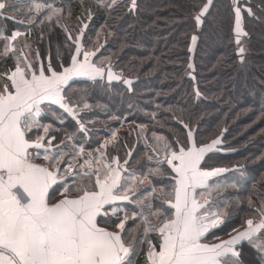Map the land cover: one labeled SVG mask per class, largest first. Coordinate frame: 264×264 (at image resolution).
<instances>
[{
    "label": "snow or ice",
    "instance_id": "1",
    "mask_svg": "<svg viewBox=\"0 0 264 264\" xmlns=\"http://www.w3.org/2000/svg\"><path fill=\"white\" fill-rule=\"evenodd\" d=\"M117 2L110 0L106 6L112 7ZM20 3L21 0H0V15L9 10L17 11ZM212 3L213 0H206L195 14L197 27L203 23ZM231 3L236 43L240 45L241 36L247 35L242 28L243 14L246 12L251 16L254 13L248 0H231ZM23 6L30 24L37 21L43 24L54 18L59 23L63 11L53 7L48 0H23ZM136 7L137 0H131L130 11ZM88 12L91 19V10ZM21 14H24L23 10ZM87 27L82 24L75 37L64 29L67 41L71 42L66 44L70 63L67 66L59 64L61 71L55 70L51 62L34 70L39 52L30 61L31 53L26 51L30 44L25 41L17 48L14 43L23 33L15 31L8 36L0 32V57H11L15 65L0 73V81H4L0 84V264H134L144 243L148 244L146 264H241L237 246L242 242H247L264 258V202L252 209L258 219L244 220L243 230L234 228L235 235L230 234L229 239L206 242L207 234L224 223L223 213L213 211L209 200L198 199L196 190L211 189L209 179L226 171L222 168L203 170L200 166L205 155L221 143L219 137L198 146L194 132L189 129L186 145L177 141V146L173 147L164 138L154 136L157 142L163 141L165 153V159L157 163H167L175 174L171 176L174 183L168 198L161 199V206L155 211H152L151 201L155 187L151 192L140 190L148 176L129 172L125 167L129 164L128 159L121 163L118 157H112L109 162L100 149L95 150L98 156L89 152L85 157L83 146L65 145L68 149L65 151L61 147L64 140L53 145L59 129L53 124L42 123L41 118L51 116L63 123L62 116L52 107L54 105L73 119L77 118V110L70 106L65 96V85L69 80L74 77L103 79L105 74L108 81L120 79L110 65L106 68L104 61H93L92 57L99 49L84 48L81 41ZM196 40L197 37L192 36L193 44ZM244 52V47H238L241 61ZM124 82L131 85V81ZM196 94L200 95L198 91ZM88 107L87 103L83 104V108ZM77 123L78 130L85 132L84 124L79 120ZM184 127L188 128V125ZM72 138L66 136L67 140ZM69 152L72 160L66 161ZM131 155L129 152L128 156ZM41 157L47 165L34 163ZM80 158H83L82 164ZM62 164L66 165L64 175H61ZM76 167L79 168L76 174L79 179L69 185L65 176L71 175V170ZM159 171L158 167L150 169L152 174ZM124 172L128 174L123 175ZM60 181L63 183L50 196L49 190ZM57 193L61 198L52 203ZM124 201L141 206L140 211L130 216L117 204ZM251 203L249 200L250 207ZM165 204L167 209L163 207ZM106 205L111 207L110 212ZM173 209L174 213H171ZM149 216L156 217L158 223L153 224ZM98 217L107 218L103 221L106 226H101ZM138 217L137 227L142 226V238L133 237L134 229L126 228L129 220L136 222ZM150 232L158 234V246L147 239Z\"/></svg>",
    "mask_w": 264,
    "mask_h": 264
},
{
    "label": "trees",
    "instance_id": "2",
    "mask_svg": "<svg viewBox=\"0 0 264 264\" xmlns=\"http://www.w3.org/2000/svg\"><path fill=\"white\" fill-rule=\"evenodd\" d=\"M204 3L206 0H137L132 11L131 0L112 7L104 4L94 14V21L105 24L113 35L109 39L106 35L107 42L102 43L98 53L111 55L108 66L122 79L108 82L106 76L96 80L73 78L65 85V96L70 106L82 109L79 119L90 117L98 121L90 129L104 136H109L124 120L138 124L156 122L149 132L165 135L173 145L177 141L186 145L189 129L198 144L219 137L225 148L210 152L206 166L225 167L227 174L242 172L245 179L236 192L244 200L239 215L224 219L207 234L212 239L227 236L243 224L245 201L255 186L259 188L257 192L264 194V0H248L254 15L245 12L243 30L247 35L241 36L240 45L236 43L231 0H213L203 23L197 27L194 16ZM70 43L67 33L55 22L32 31L31 46L34 56L39 52L37 61L45 66L51 62L57 71L62 70L59 64L70 63L66 46ZM240 46L245 49L243 61L238 55ZM71 52L74 54V48ZM124 81H131V85ZM84 103L89 107L83 108ZM153 112L155 116L151 115ZM63 117L62 132H80L76 119L65 112ZM126 138L122 140L125 142ZM142 143L145 146L138 147L135 154L148 151L150 138ZM106 148L113 150L110 153L117 151ZM145 162L143 155L138 163ZM132 163L135 164L133 159ZM163 173H169L165 182H174L169 178L174 176L171 170ZM237 248L241 264H264L262 254L247 242Z\"/></svg>",
    "mask_w": 264,
    "mask_h": 264
},
{
    "label": "rangeland",
    "instance_id": "3",
    "mask_svg": "<svg viewBox=\"0 0 264 264\" xmlns=\"http://www.w3.org/2000/svg\"><path fill=\"white\" fill-rule=\"evenodd\" d=\"M121 1L124 0H118L117 4ZM48 2L52 3L53 7L61 8L63 10L59 17V23H57L56 18H54L53 21L51 22H55L58 25H61L63 29L67 28V32L71 33L73 37H75V35H77L80 32L82 28V24L89 25V23H92L87 31L86 37L84 32V37L81 41V43L83 44L86 50H90V51H96L97 49L100 50L102 43L107 42L106 35L109 34L107 35L108 39L111 35H113V31H111L105 24H98V21H94L96 16L93 17L94 14H96L97 9H100L101 7H103L104 4L109 3L110 0H48ZM89 9L91 10V19H89V12H88ZM21 10H23L24 13H27V9L24 8L23 5L19 4L17 11H21ZM244 16L245 13L243 14V18H242L243 29H244L243 26ZM22 19L24 18L22 17ZM27 22H28V18H25L24 22L23 23L21 22L20 27H23V25L27 26ZM46 23H50V22H45L43 24H40L37 21L36 23H32V28L33 30H37V28L40 30V28L44 26ZM33 26H35V28ZM26 42L28 44H31L30 41H26ZM24 43H20L21 44L20 47H22ZM98 52L99 51H97L96 56L92 57L93 61L94 62L104 61V66L107 68L108 64L110 63L111 55L106 53L99 55ZM33 57L34 54L32 49V60ZM41 65L43 64L40 63L39 61H36L34 67L38 69ZM74 78H81V77H74ZM74 108L81 113L82 109L76 107ZM60 110L62 111V109ZM63 113L64 111H62V113H59L58 115H61L64 120ZM155 114L156 113L153 112L151 115L155 116ZM82 119L80 118L79 122L84 124L86 131L83 132L82 134H80V132L70 134L74 136L71 140H69V145H73V141L75 139L79 140L80 143L83 141L84 142L83 147L85 149V157L89 152H91L94 157L98 156L99 153H97L95 150L100 149L101 151L105 152L106 159H108L109 157L110 158L118 157L121 163H123L125 159H128L129 164L126 165L125 167L128 169L129 172L135 171L137 175H142V174L147 175L148 181H151L150 185L148 184V181H145L144 185H140V190L142 192H151V189L153 187H155L156 189V193H154L153 196L151 197V201L153 205L152 211H155L158 207H160L161 199L168 198V195L171 191V184H173L174 182L164 181L165 179H168V176L166 175H168L169 173L164 175L163 170H171V168L167 165V163H160V164L157 163L158 161H163L162 158H165V153L163 150V141L157 142L154 139V136L164 138V140H166L173 147H176L177 145H173L170 142V140L165 137V135L156 133L157 131L155 130L149 132V127L156 125L157 124L156 122L138 124L137 122L124 123V120H122L121 125L117 126V128H114L112 130V133L109 134V136H104L103 133L98 131H93L92 129H90L91 125H94V123L98 122L95 120V118L92 119L89 117L86 119L85 118ZM113 134H115V139H113ZM127 135L128 137L126 138ZM124 138H126L125 142L122 140ZM146 138L148 139L150 138V146H148L149 148L148 151H146L145 153L142 151L143 153L141 154L137 151V153L135 154L134 152L135 150L138 149V147L143 148L145 146V144L143 145L142 141H145ZM119 139L122 141V143H118ZM140 139H144V140H140ZM106 142H108L107 146L111 148H116L117 151L110 153L113 150H109L106 147H102L103 145H105ZM206 144L209 143H204V144L197 143L198 146L206 145ZM216 148L223 149L225 147L219 144L216 146ZM129 152L132 153L131 157L128 156ZM208 154L209 153L205 155L204 160L201 162L200 166L203 170L210 171L215 168H207L206 163L208 161ZM143 155L147 158V162H145L142 165H139L138 162L141 156ZM132 159L134 160L135 164L132 163ZM157 167L160 169V171L156 174H152L150 172V169H156ZM216 168H222L227 170V168L225 167H216ZM122 174L127 175L128 173L124 172ZM172 174L175 175L174 173ZM169 178H171V176ZM244 179H245L244 174L240 171H235L228 174L227 171H225L221 175L211 177L209 179L208 183L209 185L212 186L211 189H197L196 190L197 198L200 199L201 201H203L204 199L209 200V202L212 204L213 211L223 213V219H227L239 215L240 212H242L240 204H242L244 199L242 197V194L239 195L236 192V190L237 191L241 190ZM165 183H168L170 186L169 185L166 186ZM161 189H163L162 192ZM257 189H259L258 186H255L252 190L254 192L250 193L249 196L246 198L245 203L247 205V211H245V213H243V215L241 216L244 220L248 218L258 219V217H256L255 214L253 213L252 209L259 207L261 203L264 202V194L261 195L259 192L256 191ZM209 191L211 192L210 195L208 194ZM201 192L204 193L203 196L199 195ZM135 199L136 198L133 197V200ZM249 200H251L252 202L251 207L249 206ZM118 205L122 207L125 211H127L130 214V216L132 215L133 212H139L141 208V206H138L135 203H130L128 201L118 202ZM163 207L167 209L168 205L165 204L163 205ZM144 211L147 212L148 209H144ZM171 213H173L172 210ZM120 215H123V213H120ZM149 219L154 224L158 222L156 217L154 216H149ZM139 223L140 220L138 217L137 221L133 222L130 228L134 229L132 233L133 237L142 238L143 235L142 226L137 227V224ZM236 229L243 230L241 226L237 227ZM151 233L152 232H150L149 234ZM230 234L235 235L234 232H231ZM219 237L224 238L226 236H219Z\"/></svg>",
    "mask_w": 264,
    "mask_h": 264
},
{
    "label": "crops",
    "instance_id": "4",
    "mask_svg": "<svg viewBox=\"0 0 264 264\" xmlns=\"http://www.w3.org/2000/svg\"><path fill=\"white\" fill-rule=\"evenodd\" d=\"M20 4L23 5V0H21ZM19 13H21V11L13 12V11L9 10L7 12H4L3 15H0V32H3L5 35H8V36H10L15 31H19V32L23 33V35L20 36L17 39V41L14 42L16 44L17 48H20V45H21L20 43H24L25 41H30L31 40L30 42L32 43V31H34L33 28H32V24H30L28 22H27V26L23 25V27H20L21 22L23 23L25 18H27V13H24L23 15H21ZM22 17L24 19H22ZM6 20H7V23H6ZM33 27L35 28V26H33ZM0 51H2V47H0ZM26 51H29L31 53L29 55V60L31 61L32 60V46H31V44H30V49H28ZM14 66H15L14 65V61H13V59L11 57H4V58L0 57V73H5L9 69L14 68ZM34 70H36V69L34 68ZM46 74H49V73H46ZM2 83H4V81H0V84H2ZM41 107L43 108L44 105H42ZM52 107L55 109V112L57 114L62 113V111H63V109L61 111L58 106L54 105ZM79 116H80V112H78L76 120H79ZM41 122L44 123V124H53L56 128L59 129V131L55 133L56 139L53 141V145L60 144L61 140H64V145H61V147L64 148L65 151H68V149L65 147V145H69V140L66 139V136H68L70 134L66 130L64 132H62L63 129L61 127V125H63V123H65V121L63 120V123H61L60 120H54L51 116H45V117L41 118ZM71 136L73 137L74 135H71ZM33 139H35V137H33ZM73 144H75L77 146V148H79V145L80 146H84V142L82 141L80 143V141L77 140V139H75L73 141ZM111 159L112 158L109 157L107 160L110 162ZM65 160L66 161H71L72 160V153L71 152H69V154L67 156H65ZM34 163L47 165L48 162L44 161L43 158L41 157V158H38V159L34 160ZM73 163H76V162L73 161ZM79 163L80 164L83 163V158L79 159ZM65 166L66 165H64V164L60 165V167H61V175H64L63 169H64ZM78 171H79L78 167L73 168L71 170V175H66L65 176V179H66V181H67V183L69 185H74V183L78 181L79 178L76 175ZM62 183H63V181H60L58 183V185H54L53 189L49 190V195L51 196L52 193H53V190L56 189L57 187H59L60 184H62ZM73 195H76V193L73 192ZM60 198H61V196L57 193L55 198L52 199L51 202L55 203L56 200H59ZM117 204H118V202H117ZM105 208L108 209L109 212L111 211V207L110 206L106 205ZM172 211L174 213V209ZM97 219L100 222L101 226H106L103 223V221L105 219H107L106 217H98ZM131 221L132 220L128 221V223L126 225V228H130L132 226L133 222H131ZM157 223L158 222H156V224ZM229 236L230 235H228V236H226L224 238L223 237L222 238L221 237H214L212 239L206 238V242L217 243V242H219V240H227V239H229ZM147 239L151 240L153 245H157L158 246L159 237H158L157 233L152 232L151 234L148 235ZM147 250H148V244L144 243L142 248H141V250L139 251V253L134 258V264H146ZM157 250H158V247H157ZM237 250H238V248H237Z\"/></svg>",
    "mask_w": 264,
    "mask_h": 264
},
{
    "label": "water",
    "instance_id": "5",
    "mask_svg": "<svg viewBox=\"0 0 264 264\" xmlns=\"http://www.w3.org/2000/svg\"><path fill=\"white\" fill-rule=\"evenodd\" d=\"M111 69H112V71H113L116 75H118V76L120 77V79H118V80L108 81V79H107V75H106V80H107L108 82H116V81H120V80L122 79V76H121L120 74H118V73L113 69V67H111Z\"/></svg>",
    "mask_w": 264,
    "mask_h": 264
}]
</instances>
